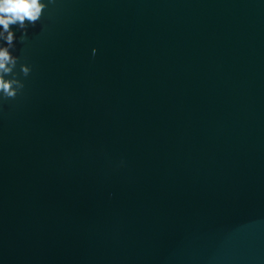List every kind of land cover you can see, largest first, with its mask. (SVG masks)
<instances>
[{
	"label": "water",
	"instance_id": "95a60500",
	"mask_svg": "<svg viewBox=\"0 0 264 264\" xmlns=\"http://www.w3.org/2000/svg\"><path fill=\"white\" fill-rule=\"evenodd\" d=\"M50 9L0 107V264H264V0Z\"/></svg>",
	"mask_w": 264,
	"mask_h": 264
},
{
	"label": "clouds",
	"instance_id": "9594fccd",
	"mask_svg": "<svg viewBox=\"0 0 264 264\" xmlns=\"http://www.w3.org/2000/svg\"><path fill=\"white\" fill-rule=\"evenodd\" d=\"M56 0H0V107L24 94L25 79L32 72L26 57L14 55L16 41L25 43L29 26L35 27ZM14 27L20 31L17 38ZM93 55L96 49H93Z\"/></svg>",
	"mask_w": 264,
	"mask_h": 264
}]
</instances>
